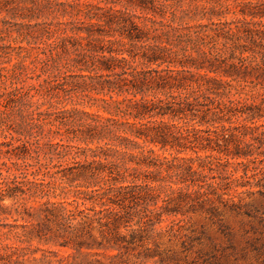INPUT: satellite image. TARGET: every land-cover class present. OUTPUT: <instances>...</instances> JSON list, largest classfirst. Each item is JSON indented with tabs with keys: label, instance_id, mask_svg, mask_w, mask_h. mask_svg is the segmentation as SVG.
Here are the masks:
<instances>
[{
	"label": "trees",
	"instance_id": "trees-1",
	"mask_svg": "<svg viewBox=\"0 0 264 264\" xmlns=\"http://www.w3.org/2000/svg\"><path fill=\"white\" fill-rule=\"evenodd\" d=\"M230 1L0 0L28 43L0 69V206L39 203L40 239L77 250L93 227L127 250L169 217L264 214L243 196L264 199V0ZM74 97L109 115L54 107Z\"/></svg>",
	"mask_w": 264,
	"mask_h": 264
},
{
	"label": "rangeland",
	"instance_id": "rangeland-1",
	"mask_svg": "<svg viewBox=\"0 0 264 264\" xmlns=\"http://www.w3.org/2000/svg\"><path fill=\"white\" fill-rule=\"evenodd\" d=\"M238 1L231 0L230 3L235 5ZM199 4L202 5L201 2ZM234 5L232 12L227 15L228 19L241 17L233 13ZM191 8L185 3L177 13L178 17H183L184 23H195L201 18L200 15H194ZM6 18L9 21H6ZM203 21L206 22L207 18ZM15 22L5 11L0 12V69L14 68L19 61L20 47L28 46L27 41L16 31L18 26L14 25ZM6 72L9 73V70L4 73ZM30 82H35V79ZM92 103L74 97L67 98V101L62 103L55 102L54 107H77L109 115L100 103L93 106ZM4 140V135H0V142ZM0 148L6 149L2 146ZM156 150L158 151V148ZM4 161L7 159L0 156V162ZM69 161L72 159L63 160V164ZM5 170L6 167L0 166V188L7 180L8 173ZM75 178L76 176H72L71 180ZM256 190L246 188L245 191L249 192L243 193V196L247 203L259 206L263 204L264 199ZM39 207V203L33 200L15 201L6 198L1 202L0 264H264L263 210L257 218L227 210L222 211L220 220L212 219L201 211L169 217L153 230L142 233L141 240L136 239L138 241L127 250V247L109 249L99 246L98 241H102V238L98 229L93 227L92 233L96 237V241H92L94 248L77 250L73 246L65 248L58 243H47L40 239L37 232L38 223L44 216L38 213ZM27 209L36 215L29 216ZM133 227L139 228L137 225ZM130 232L126 228L122 229L127 239H130Z\"/></svg>",
	"mask_w": 264,
	"mask_h": 264
}]
</instances>
